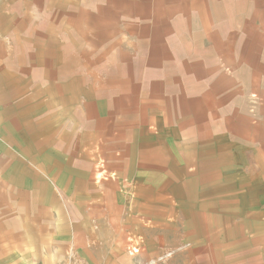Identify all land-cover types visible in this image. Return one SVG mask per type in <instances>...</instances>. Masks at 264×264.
I'll list each match as a JSON object with an SVG mask.
<instances>
[{"label":"rangeland","instance_id":"rangeland-1","mask_svg":"<svg viewBox=\"0 0 264 264\" xmlns=\"http://www.w3.org/2000/svg\"><path fill=\"white\" fill-rule=\"evenodd\" d=\"M0 36L4 139L45 131L48 87L110 92L128 148L96 176L135 191L117 264H264V0H0Z\"/></svg>","mask_w":264,"mask_h":264},{"label":"crops","instance_id":"crops-1","mask_svg":"<svg viewBox=\"0 0 264 264\" xmlns=\"http://www.w3.org/2000/svg\"><path fill=\"white\" fill-rule=\"evenodd\" d=\"M6 49L0 36V89L2 72L19 65L17 56L4 57ZM50 89L28 130L45 131L25 138L17 121L4 139L0 124V264H117L121 216L135 191L125 196L118 183L96 175L99 163L119 175L128 148L120 144L122 121L110 118V92L97 88L84 103L81 95L68 97L65 84ZM18 113L2 112L12 121Z\"/></svg>","mask_w":264,"mask_h":264}]
</instances>
